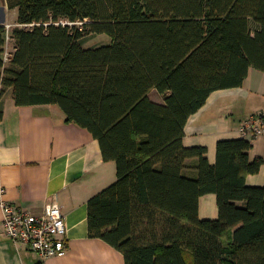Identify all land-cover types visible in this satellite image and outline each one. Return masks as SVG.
<instances>
[{
	"label": "trees",
	"instance_id": "trees-1",
	"mask_svg": "<svg viewBox=\"0 0 264 264\" xmlns=\"http://www.w3.org/2000/svg\"><path fill=\"white\" fill-rule=\"evenodd\" d=\"M10 9L35 26L12 30L6 62L0 25V100L12 90L19 107L59 106L117 165V182L88 202L89 237L125 264H264V187L247 185L264 158L251 161L245 139L221 141L211 165L206 148L183 144L213 93L264 73V0H18ZM96 35L112 43L85 48ZM210 194L219 218L202 220Z\"/></svg>",
	"mask_w": 264,
	"mask_h": 264
},
{
	"label": "crops",
	"instance_id": "crops-1",
	"mask_svg": "<svg viewBox=\"0 0 264 264\" xmlns=\"http://www.w3.org/2000/svg\"><path fill=\"white\" fill-rule=\"evenodd\" d=\"M0 109L4 113L0 121V203L36 216L45 212L48 203H57L66 217L69 240L65 257L44 259L5 235L0 206V264H125L123 254L89 237L88 226V202L117 182L116 163L105 162L99 142L87 129L67 123L59 106L19 107L13 91L8 90ZM258 113L264 114V73L251 69L242 87L213 93L190 118L183 144L206 148L211 165L217 163L221 141L245 139L253 145L251 161L264 158V136L240 133L241 125ZM188 164L194 167L198 159ZM190 174L194 176V170ZM247 185L264 187V166L247 177ZM199 216L202 220L219 218L216 195L200 199Z\"/></svg>",
	"mask_w": 264,
	"mask_h": 264
},
{
	"label": "built area",
	"instance_id": "built-area-1",
	"mask_svg": "<svg viewBox=\"0 0 264 264\" xmlns=\"http://www.w3.org/2000/svg\"><path fill=\"white\" fill-rule=\"evenodd\" d=\"M83 24V23H81ZM35 25H20V28H32ZM7 41H11L12 26H6ZM11 52L4 55L6 62ZM240 133L247 137L264 136V114L258 113L245 121ZM4 211L3 230L5 235L17 245H24L38 253L44 259L65 257L69 250L68 224L61 207L51 202L45 212L36 216L13 204L1 202Z\"/></svg>",
	"mask_w": 264,
	"mask_h": 264
},
{
	"label": "rangeland",
	"instance_id": "rangeland-1",
	"mask_svg": "<svg viewBox=\"0 0 264 264\" xmlns=\"http://www.w3.org/2000/svg\"><path fill=\"white\" fill-rule=\"evenodd\" d=\"M18 0H0V25L2 26H12V30L20 27L18 20L16 19L17 9H10V5L16 3ZM18 14V13H17ZM66 25V22L62 23ZM79 27H82L83 24L77 23ZM72 25V24H70ZM112 43V39L107 35H96L87 38L84 42L85 48H98L102 46H108ZM8 50L12 53L14 51V42L11 40L8 44ZM153 99L161 100L163 103V97L157 92L153 93Z\"/></svg>",
	"mask_w": 264,
	"mask_h": 264
}]
</instances>
